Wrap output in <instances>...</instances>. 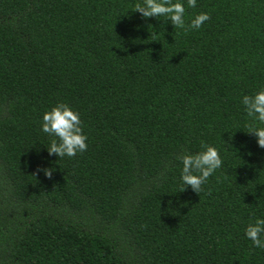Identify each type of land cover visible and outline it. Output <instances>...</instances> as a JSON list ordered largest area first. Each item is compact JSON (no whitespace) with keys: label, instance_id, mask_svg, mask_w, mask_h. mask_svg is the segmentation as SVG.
I'll return each instance as SVG.
<instances>
[{"label":"trees","instance_id":"obj_1","mask_svg":"<svg viewBox=\"0 0 264 264\" xmlns=\"http://www.w3.org/2000/svg\"><path fill=\"white\" fill-rule=\"evenodd\" d=\"M140 2L0 0V264H264L243 232L264 148L240 103L264 88V0H198L197 31ZM57 102L88 136L74 158L40 131ZM202 143L223 166L178 192Z\"/></svg>","mask_w":264,"mask_h":264},{"label":"clouds","instance_id":"obj_2","mask_svg":"<svg viewBox=\"0 0 264 264\" xmlns=\"http://www.w3.org/2000/svg\"><path fill=\"white\" fill-rule=\"evenodd\" d=\"M197 3L198 0H141L135 5L134 11L145 19L154 17L161 21L160 18H163L166 22H171L175 29L197 31L210 20L207 12H200L186 23V7L194 9ZM152 35L156 33L153 32ZM240 103L250 121L246 125L247 132L254 134L257 145L264 148V88L251 95H242ZM40 131L53 138L46 147L49 156H56L58 159L74 158L88 149V136L83 130L81 115L67 103L57 102L43 113ZM201 148L199 152H185L178 157L182 165L181 187L178 192H183L190 186L194 192L199 193L209 178L222 168L224 161L216 147L202 143ZM44 173L48 177L52 175L51 169H45ZM243 232L252 247L264 250V215L256 216L247 223Z\"/></svg>","mask_w":264,"mask_h":264}]
</instances>
